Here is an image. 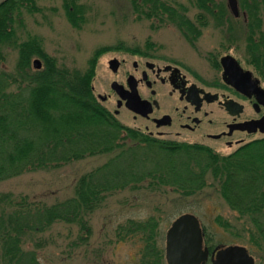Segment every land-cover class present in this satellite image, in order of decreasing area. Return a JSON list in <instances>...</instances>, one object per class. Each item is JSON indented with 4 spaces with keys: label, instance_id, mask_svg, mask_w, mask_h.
<instances>
[{
    "label": "trees",
    "instance_id": "16d2710c",
    "mask_svg": "<svg viewBox=\"0 0 264 264\" xmlns=\"http://www.w3.org/2000/svg\"><path fill=\"white\" fill-rule=\"evenodd\" d=\"M75 1L63 0L71 22L79 12ZM23 2L32 0L0 3V44L9 34L7 22L12 10ZM173 2L128 0L137 17L151 19L156 23L153 27L172 24L187 40L200 33L201 25L219 27L223 19L217 16L228 14L222 2L194 0L195 15L190 19L183 6ZM238 2L249 16L259 15L264 5V0ZM260 22L258 17L250 19V29ZM33 54L44 60L43 69L30 67ZM2 60L0 52V64ZM71 71L56 66L30 40L17 44L13 72L0 65V181L87 156H107L81 173L71 194L61 200L47 203L25 194L0 191V264H41L36 250L47 245L48 237L43 234H48L54 224L76 225L77 238L84 243L91 232L89 216L116 192L144 186L150 192L169 189L185 196L209 185L234 213L232 220L217 214L210 223L200 224L209 252L227 240L244 245L259 264H264V139L220 156L201 144L151 137L123 125L95 100L88 70ZM210 224L220 228L227 239L218 236ZM159 226L155 213L128 217L115 225L113 235L116 241H138L135 264H164L157 247ZM205 264L211 263L207 260Z\"/></svg>",
    "mask_w": 264,
    "mask_h": 264
},
{
    "label": "rangeland",
    "instance_id": "374dc122",
    "mask_svg": "<svg viewBox=\"0 0 264 264\" xmlns=\"http://www.w3.org/2000/svg\"><path fill=\"white\" fill-rule=\"evenodd\" d=\"M214 1L222 2L226 6V0ZM236 1L239 17L234 20L238 23L237 31L264 32V5L260 8L259 15L249 16L240 8L238 0ZM172 2L182 5L188 18L194 17V0ZM74 5H78L79 12L72 22L67 16L63 0H32L23 2L12 10L7 22L9 34L0 44L3 59L1 67L13 72L17 44L30 40L56 66L73 70L71 72L76 70L82 73L88 70L91 73L92 90L106 95L110 92V81H118L123 72L120 67L116 73L107 68V59L110 57L124 59L127 66L133 59L170 62L190 73H200L210 79L217 77L218 70L212 67H216L214 63L210 65L211 62L206 60V56L220 55L229 50L230 40H226L220 28L212 23L199 26L200 33L187 40L172 24L164 23L153 27L156 23L151 19L137 17L128 0H77ZM67 8L71 9L69 5ZM240 14L247 16V19H243ZM256 17L261 22L252 24L253 29H250L249 20ZM247 36L248 33L244 39L247 40ZM242 44L245 45H239ZM34 58L40 61L37 70L43 69L44 60L36 54L30 58V67L32 68L31 60ZM92 94L94 96L93 91ZM95 100L98 102L96 98ZM113 100L114 96L101 105L112 111ZM115 117L123 125L136 124L123 112ZM252 138L255 137H247L245 140ZM219 147L226 153L234 146L228 148L220 144ZM106 157L104 154L87 156L49 170L25 172L0 181V191L15 195L25 194L47 203L61 200L71 194L72 186L81 173L102 163ZM209 180L207 178L208 182ZM182 212L194 214L200 224L210 223L217 214L230 220L234 216L212 185L203 187L196 194L185 196L169 189L150 192L143 186L135 191L123 190L108 196L105 205L89 216L91 232L84 243L77 238L79 231L76 225L54 224L48 234H43L48 237L47 245L37 249L36 253L41 264H135L139 257L140 244L134 239L116 241L113 229L125 218H142L149 213H155L159 216L161 231L157 247L160 248L162 262L165 264L164 232L169 222ZM210 226L218 236L227 239L220 228L214 224ZM230 243L232 242L226 240L219 244ZM250 254L255 259L254 264H259L255 255Z\"/></svg>",
    "mask_w": 264,
    "mask_h": 264
},
{
    "label": "flooded vegetation",
    "instance_id": "af4514ba",
    "mask_svg": "<svg viewBox=\"0 0 264 264\" xmlns=\"http://www.w3.org/2000/svg\"><path fill=\"white\" fill-rule=\"evenodd\" d=\"M240 15L247 19L244 14ZM217 17L223 19L219 27L226 40H230L229 50L206 56L210 65H216L211 66L218 70L217 77L206 79L200 73H190L170 62L133 59L127 66L124 59L110 57L107 68L116 73L120 67L122 76L118 81H110V92L106 95L92 90L95 98L102 104L114 96V109L110 112L113 115L123 112L136 122L127 127L157 139L201 144L220 156L232 154L253 140L264 139V125L245 126L247 122L264 118V32L237 31L238 23L234 19L239 14ZM223 55L235 60L241 72L239 76L229 78L223 73L219 62ZM111 59L116 60L114 70L109 68ZM245 71L249 72L247 77L243 75ZM113 81L118 85L114 89ZM133 91L138 97L136 110L127 104V97ZM252 136L255 138L245 140ZM220 144L234 147L224 153ZM261 182L264 188V178Z\"/></svg>",
    "mask_w": 264,
    "mask_h": 264
},
{
    "label": "water",
    "instance_id": "95a60500",
    "mask_svg": "<svg viewBox=\"0 0 264 264\" xmlns=\"http://www.w3.org/2000/svg\"><path fill=\"white\" fill-rule=\"evenodd\" d=\"M4 0H0V3ZM226 7L231 15L238 14L236 0H226ZM109 68L115 69L116 60H109ZM219 62L223 73L229 78H235L241 74L235 60L230 55H223ZM31 66L34 69L40 67V61L37 58L31 60ZM246 77L248 71L244 72ZM117 83L112 82L111 87L116 88ZM116 90V89H115ZM127 97L129 108L136 110L137 95L133 91ZM134 104V105H133ZM264 118L247 122L245 126H263ZM203 232L198 218L189 212H182L176 215L170 222L164 232L163 258L165 264H204L209 260L211 264H253V256L242 244H216L208 251L207 246L202 240Z\"/></svg>",
    "mask_w": 264,
    "mask_h": 264
}]
</instances>
